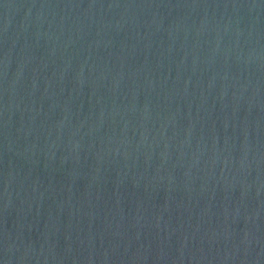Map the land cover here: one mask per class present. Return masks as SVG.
Here are the masks:
<instances>
[{"label": "water", "instance_id": "95a60500", "mask_svg": "<svg viewBox=\"0 0 264 264\" xmlns=\"http://www.w3.org/2000/svg\"><path fill=\"white\" fill-rule=\"evenodd\" d=\"M0 264H264V0H0Z\"/></svg>", "mask_w": 264, "mask_h": 264}]
</instances>
